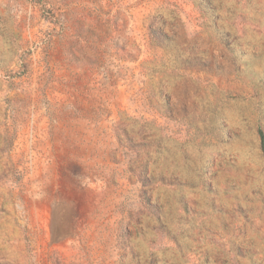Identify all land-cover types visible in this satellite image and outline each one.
I'll return each mask as SVG.
<instances>
[{
  "label": "rangeland",
  "instance_id": "obj_1",
  "mask_svg": "<svg viewBox=\"0 0 264 264\" xmlns=\"http://www.w3.org/2000/svg\"><path fill=\"white\" fill-rule=\"evenodd\" d=\"M264 0H0V264H264Z\"/></svg>",
  "mask_w": 264,
  "mask_h": 264
},
{
  "label": "trees",
  "instance_id": "obj_2",
  "mask_svg": "<svg viewBox=\"0 0 264 264\" xmlns=\"http://www.w3.org/2000/svg\"><path fill=\"white\" fill-rule=\"evenodd\" d=\"M261 144H262V147L264 149V136L261 134Z\"/></svg>",
  "mask_w": 264,
  "mask_h": 264
}]
</instances>
